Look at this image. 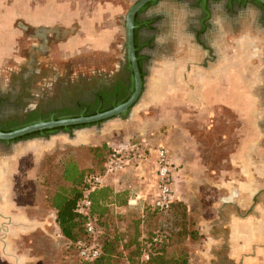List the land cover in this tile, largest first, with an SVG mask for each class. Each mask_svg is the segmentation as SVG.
Here are the masks:
<instances>
[{"label":"crops","instance_id":"1","mask_svg":"<svg viewBox=\"0 0 264 264\" xmlns=\"http://www.w3.org/2000/svg\"><path fill=\"white\" fill-rule=\"evenodd\" d=\"M152 6L148 14L160 17L151 25L158 32L151 48L138 53L147 58L139 99L146 93L145 102L129 111L125 125L138 120L143 106L159 109L153 130L159 133L169 123V163L182 173L185 187L209 188L202 191V211L188 213L195 219L196 237L189 243L187 264H264V114L258 99L264 25L259 12L247 6L233 9L230 17L221 4L191 0ZM121 10L107 1L0 0V82L21 67L57 70L83 53L95 55L88 63L96 74L108 75L123 63L115 20ZM50 144L40 138L0 144V263L32 261L19 239L47 221L49 208L43 180L29 183L28 196L19 202L15 177L23 157L39 161ZM197 192L192 190L193 197Z\"/></svg>","mask_w":264,"mask_h":264},{"label":"rangeland","instance_id":"2","mask_svg":"<svg viewBox=\"0 0 264 264\" xmlns=\"http://www.w3.org/2000/svg\"><path fill=\"white\" fill-rule=\"evenodd\" d=\"M93 1L99 4L107 1L113 4V6H121V13L115 18L116 23L121 27L126 10L136 0ZM119 42L120 45H123L122 29ZM122 48L124 49L123 46ZM83 54L87 55L82 58L77 57L69 61L61 62L59 65L60 68H63V75L61 76H65L64 71L65 67H67L71 73H67L66 75L73 76V74H76V76L80 77V72L90 66L88 61L95 57L92 53ZM101 77H96L98 82L106 79L105 77ZM60 78L62 80L63 77ZM143 78L145 79L146 76L143 75ZM9 80L10 83L16 84L15 77ZM5 84L7 82L4 84L0 82V87L2 86L1 88H4ZM56 85L52 86L51 89L58 94L56 92ZM263 87L264 75L262 71V74H259L258 88L260 115L264 114V103L262 101L264 97ZM44 88L42 87L43 91L41 94L43 97L48 98V105H55L59 101L58 97L56 96L57 99L53 100L56 97H50L52 90L50 89L48 91ZM145 94L141 98V102L138 101L132 107V111L129 114H132L133 110L137 109V106H141L145 102ZM168 110V107L163 108L162 117L167 116ZM157 115H160L159 109L153 106H143L141 110L137 111L138 120L131 124L125 125L126 116L111 119L103 123L98 129L92 127L73 131L70 135L56 134L55 136L48 137V141L51 142L50 148L44 151V156L41 160L31 163L29 157H23L19 161V172L15 177L16 183L18 184L16 189L17 200L22 202L26 199V196H28L27 193L31 190V187H27V185L33 182V180H43L44 193L48 191L51 193L58 186L63 185L61 173L67 161H72L78 167L85 168L89 175H102L103 163L110 152L123 150L128 145H135L143 152L142 161L138 164L133 163L115 174H109L103 180V187H107L113 192L120 194V201L124 200L125 202L122 205L108 204L106 206L107 212L102 218H98L99 223H96L99 231V236L96 238L97 243H100L105 238H110L114 235L117 236L120 239L117 249L118 251L122 250L121 261H125L126 253L125 249H123L125 242L131 240L134 236L137 240H145V238L150 237L157 230L167 228L173 234L168 243L170 245L168 249L169 254L171 252L177 254L181 246L185 250H189V243L195 240L196 234L193 229L195 219L188 216V213H199L202 211L203 205L206 203L202 191L205 190L207 192L209 188L185 187L183 177H181L182 173H178L174 165H171L174 168L172 204L165 213L156 212L152 209L151 200L154 193L153 151L158 146L163 147L167 152L170 162L169 155H171L172 150L169 144L170 140L168 139L169 123L167 122L163 125V129L159 133L153 130V120ZM31 170H34L32 175ZM39 183L41 184V181ZM25 190H27V193H25ZM192 190L194 192L199 190V192L195 193L198 197L196 195L193 197L194 193H192ZM48 210L49 212L46 213L47 217L45 218L47 221L41 226L44 229L39 227L37 231L34 230L32 234L23 235L19 239L21 240L20 242H23V246H21L23 249L22 252L26 251L29 254L28 256L32 258L29 264H79L80 260L77 255L78 246L90 240L85 235L83 236L84 242L73 244L62 238L54 224L53 211L50 208ZM190 236L193 239L188 241L187 238ZM135 260L133 261L136 262Z\"/></svg>","mask_w":264,"mask_h":264},{"label":"flooded vegetation","instance_id":"3","mask_svg":"<svg viewBox=\"0 0 264 264\" xmlns=\"http://www.w3.org/2000/svg\"><path fill=\"white\" fill-rule=\"evenodd\" d=\"M160 1H168V0H158ZM173 2H178L181 0H171ZM194 4L195 0H191ZM208 4H221L224 9L227 10V13L230 17L235 15L233 9H244L247 6H253L258 10V22L259 24L264 25V11L261 6L255 4L249 0H231L228 4V0H207ZM153 6H147L144 11L136 17V21L139 23H151L149 27L141 26L136 30L135 39L136 43L140 44V50L148 46V49L151 48L152 42L155 38L156 33L158 32V28L151 26L154 22H157L160 17L155 16L154 14H148L149 10L152 9ZM205 15L202 14L201 19L204 18ZM124 19V18H123ZM200 20V19H199ZM200 24V22H199ZM201 27V25L199 26ZM264 27V26H263ZM123 30V45H121L120 58L123 62L121 66L115 67L114 70H111V73L108 75H99L96 74L95 70H92L89 66L88 68H84L81 71L79 76L76 74L66 75L67 73H71L67 67H65L64 74L62 73V67H58V71L61 73L58 76L57 70L54 67L43 66L39 68H35L32 66L21 67L16 72L8 73L4 88L0 87V127H6V123L8 121H17L23 122L25 120V116L29 113L36 112L38 115L45 114L46 117L51 113L58 114L63 109H68L70 111H75L76 113L80 112V108L85 107L88 111V107L92 104H95V107L98 106L99 101L103 104L102 100L106 97V95L112 93L115 90H118L123 85L128 83V70H127V61H126V52H125V37H124V20L121 23V27ZM144 33V34H143ZM124 47V49L122 48ZM147 62V58H143L141 60V72L145 75V64ZM264 75V70H263ZM102 76L106 79L98 82L96 77ZM16 78V84L10 83V78ZM60 77H63L62 80ZM101 77V78H102ZM60 78V79H59ZM99 80V79H98ZM49 84V86H47ZM57 84V85H56ZM36 85V87H34ZM56 85V94L51 89L52 86ZM44 89L50 91L52 93L50 97H58V100L55 105H48V98L43 97L41 92ZM263 94H264V87ZM15 90V91H14ZM36 90V91H35ZM56 94V95H55ZM48 95V96H49ZM54 98L53 100L57 99ZM50 99V98H49ZM116 99L115 94L112 95L111 102ZM264 103V97L262 99ZM40 118V117H39ZM262 127L264 130V118L262 120ZM38 139V137L27 138L25 140H33ZM48 140V138H46ZM20 142V141H18ZM16 143V142H15Z\"/></svg>","mask_w":264,"mask_h":264},{"label":"trees","instance_id":"4","mask_svg":"<svg viewBox=\"0 0 264 264\" xmlns=\"http://www.w3.org/2000/svg\"><path fill=\"white\" fill-rule=\"evenodd\" d=\"M127 88L128 83L118 90L106 95L102 100L103 104H101V107L106 108L110 105L113 94L116 96L115 101L123 99L126 96ZM95 108V104L90 105L88 107V112H92ZM73 114H76V112L63 109L58 116ZM39 117L45 118L46 115H38L36 112L29 113L25 116L23 122L20 123L15 120L8 121L6 127L3 128L8 129L22 123L36 120ZM92 151L94 152V150ZM87 172L88 171L85 170V168L78 167V165L74 164L72 161H67L64 164L61 173L63 185L58 186L51 193H49V191L45 192V204L53 211V221L59 235L73 244L84 242V219L82 216L78 215L75 210L78 202L82 198L84 190L86 189L84 180L89 176ZM87 199L90 202V215L96 223L99 221L100 217L102 218L107 212L106 206L108 204L122 205L125 202L124 200L120 201V194L113 192L107 187H100L90 191L87 195ZM172 235L170 229L163 228L162 230L159 229L152 233V235L145 238V240H137L134 236L131 240L125 242V245L123 246L126 253L125 261H121L122 250L118 251L117 249L120 239L114 235L97 243L99 247L98 257L90 261H82L79 259V264H187L188 250H185L182 246L179 247L177 254L172 252L169 254L168 249L170 248V245H168V243ZM192 239V236L187 238L188 241H191ZM143 253H147V260H140Z\"/></svg>","mask_w":264,"mask_h":264},{"label":"water","instance_id":"5","mask_svg":"<svg viewBox=\"0 0 264 264\" xmlns=\"http://www.w3.org/2000/svg\"><path fill=\"white\" fill-rule=\"evenodd\" d=\"M231 0H228V4ZM246 1V0H244ZM262 7L264 11V0H249ZM157 0H136L124 14V37L127 70L129 74L126 96L120 101L115 99L106 108L98 106L88 112L81 107L80 112L73 115L57 116L51 113L45 118L22 123L11 128L0 127V144L9 146L27 138L38 137L46 139L56 134L70 135L73 131L94 127L98 129L103 123L114 119L126 117L129 111L139 101L143 90V73L141 72V58L138 53L140 45L136 43L135 32L145 25L136 21L147 6L156 3ZM195 3L205 4L207 0H195Z\"/></svg>","mask_w":264,"mask_h":264},{"label":"built area","instance_id":"6","mask_svg":"<svg viewBox=\"0 0 264 264\" xmlns=\"http://www.w3.org/2000/svg\"><path fill=\"white\" fill-rule=\"evenodd\" d=\"M154 193L151 200V207L158 212H165L169 209L173 201L172 182L174 179V168L168 160L166 150L158 146L154 151ZM143 159V152L137 146H125L123 150L110 152L103 163L102 175H89L84 182L86 189L82 194L81 200L76 206V212L84 219V234L90 240L86 243L79 244L77 255L82 261H90L98 257L99 247L96 238L99 234L96 221L89 212L90 202L87 195L90 191L103 187V180L109 174H115L122 171L133 163H140ZM147 253H143L140 260H147Z\"/></svg>","mask_w":264,"mask_h":264}]
</instances>
